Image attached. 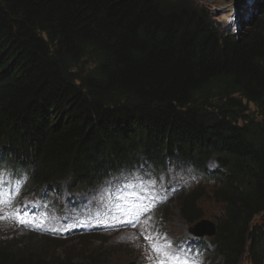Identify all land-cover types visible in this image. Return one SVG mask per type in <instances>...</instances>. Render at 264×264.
<instances>
[{
    "label": "trees",
    "instance_id": "16d2710c",
    "mask_svg": "<svg viewBox=\"0 0 264 264\" xmlns=\"http://www.w3.org/2000/svg\"><path fill=\"white\" fill-rule=\"evenodd\" d=\"M243 2L229 33L194 0H0V171L90 192L189 168L186 198L224 211L218 264H264V14ZM180 213L201 218L190 200ZM0 247V264H41Z\"/></svg>",
    "mask_w": 264,
    "mask_h": 264
},
{
    "label": "rangeland",
    "instance_id": "374dc122",
    "mask_svg": "<svg viewBox=\"0 0 264 264\" xmlns=\"http://www.w3.org/2000/svg\"><path fill=\"white\" fill-rule=\"evenodd\" d=\"M197 1L213 13L219 26L226 28L230 27L234 12V0ZM238 1L239 4H241V0ZM261 1L263 3L261 12L264 14V0ZM234 30H229L228 32ZM189 187L190 185L187 181L179 179L177 184L174 185V189H172L175 193L169 199L166 207H162L163 209H160V206L164 203V199L161 197L160 191L157 190L156 183L141 180L140 186L137 189L122 190V192L117 195V199L126 209L123 216L125 224L121 225V227L118 226V222L113 216L100 210L103 219L112 229L111 234H102L103 229L95 227L94 229L99 232L95 234L96 236H93V238H81L85 237L81 236L73 238L67 241V243L50 242L45 239V237L31 235V233L33 230H36L37 227L46 233H52L61 226L64 228L66 225L65 223L55 222L52 225H44V219L42 217L35 222L34 215L31 213L30 217L26 219L30 223L21 224L17 222L15 218L16 213L12 208H5L2 211L3 216H7L8 219L0 218V234H5L8 231L10 238H13L19 244H26L23 248H14V246L8 248L14 255L21 253V256H30L20 252L25 247H28L31 253L40 251L42 256L41 264H63L65 260L77 262L87 257L99 260L102 254H106V257H108L110 261L116 262V264L147 263L151 261V255L149 253V248L143 241L146 235L152 236L155 234H162L167 235L169 238H179L190 234V226L180 217L177 210V201L179 197L190 193L194 189ZM182 191L183 193L179 195L178 193ZM22 194L23 192H20L19 195H15V197H20ZM197 195H200V193H197ZM153 202L155 203V208L147 213H141L139 220L135 221V226L127 222L135 219V214L140 210L139 206L141 204L149 205ZM200 206L201 213L206 220L214 221L221 212L220 206L214 203L211 198L201 200ZM157 212H159V214L154 216ZM76 216V213L72 211L65 212V218L70 219V222L76 219ZM145 221H147V223H145ZM257 222L264 223V217L257 219ZM92 224L93 221L91 220L89 226ZM173 251H176L175 248H173ZM32 257L35 258L34 255H32ZM78 264H83V262L79 261ZM85 264H91V262L86 261ZM241 264L249 263L244 259Z\"/></svg>",
    "mask_w": 264,
    "mask_h": 264
},
{
    "label": "snow or ice",
    "instance_id": "6c2138e0",
    "mask_svg": "<svg viewBox=\"0 0 264 264\" xmlns=\"http://www.w3.org/2000/svg\"><path fill=\"white\" fill-rule=\"evenodd\" d=\"M5 181L3 179H0V205H4L6 203H11L12 197L9 196L8 191H6L3 188V184ZM22 188L21 184H17L14 189H11V191L15 195H19V192ZM155 208V203H151L149 205L141 204L139 206V211L135 214V219L134 220H129L127 221L128 223L133 224L135 226V221L139 220L140 214L141 213H147L151 211L152 209ZM2 219H8L7 216H0ZM17 222L21 224H28L30 223L28 220H26L22 215H17L16 217ZM147 223V221H145ZM145 239H147L150 242V246L152 247V250L157 253L159 256L163 257L164 259H161L159 261V264H186V261H182L178 256L171 254L169 249L171 248V245L168 244L167 242L164 243L163 247L160 244V237L159 236H151V235H146Z\"/></svg>",
    "mask_w": 264,
    "mask_h": 264
},
{
    "label": "water",
    "instance_id": "95a60500",
    "mask_svg": "<svg viewBox=\"0 0 264 264\" xmlns=\"http://www.w3.org/2000/svg\"><path fill=\"white\" fill-rule=\"evenodd\" d=\"M193 232L197 235L203 236L205 234L212 236L215 234V227L213 224L209 222H201L198 226L193 230Z\"/></svg>",
    "mask_w": 264,
    "mask_h": 264
},
{
    "label": "bare ground",
    "instance_id": "6f19581e",
    "mask_svg": "<svg viewBox=\"0 0 264 264\" xmlns=\"http://www.w3.org/2000/svg\"><path fill=\"white\" fill-rule=\"evenodd\" d=\"M238 6H239V2H238ZM211 13V12H210ZM213 14V13H212ZM236 25V24H235ZM237 32V30H236V28H235V30L234 31H232V32H229V33H236ZM65 195V194H64Z\"/></svg>",
    "mask_w": 264,
    "mask_h": 264
}]
</instances>
